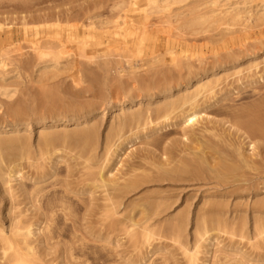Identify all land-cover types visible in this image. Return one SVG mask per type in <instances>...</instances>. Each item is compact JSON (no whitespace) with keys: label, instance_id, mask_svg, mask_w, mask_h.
Returning a JSON list of instances; mask_svg holds the SVG:
<instances>
[{"label":"rangeland","instance_id":"1","mask_svg":"<svg viewBox=\"0 0 264 264\" xmlns=\"http://www.w3.org/2000/svg\"><path fill=\"white\" fill-rule=\"evenodd\" d=\"M240 1L243 0H189L181 6H175L170 15L161 12L158 6V9L156 8V0H0V39L2 41L9 39L5 41V45L4 41L0 40L2 42H0L2 44L0 45V139L17 138L12 142L13 144L8 143L4 146L9 148L0 149L1 158L4 156L0 162L10 159L12 161L8 160L10 164L7 161L10 166L13 165L11 163L21 161L17 164L21 167V172L13 178L9 177V167L8 169L7 166L3 167L7 165L6 161L1 162L2 166L0 165V224L2 223L4 228H0L3 230L0 234L4 232L2 236L0 235V264H17L22 260L24 261L22 263L27 262L25 264H238V262L264 264V213L253 211L259 204L255 201L264 199V142L257 141L258 149H253L252 146L247 145L248 141L245 142L244 137L235 134V129L232 128L230 133L233 134H229L227 131L229 124L226 123L232 118L231 114L235 113L234 111L237 113L239 110H244L242 108L246 109L248 106L262 103L264 110V0H249L247 8L242 7L244 4H239ZM124 3L127 5L125 6ZM67 11L71 14H74L72 12L74 11L75 16L69 15ZM88 11H95L96 15L95 12L92 13L95 17L88 16L91 15V13L87 15ZM125 13L132 17L131 22L130 17ZM50 15H53L52 18ZM125 18H127L126 22H123ZM64 19L71 20V24L69 21L66 24L67 21ZM78 19L80 21H77ZM118 20L119 26L116 25ZM89 21L92 23H88ZM100 22L103 25L108 24L103 26ZM128 24L132 25V30H138L139 34L142 30L144 33L148 32V35L144 34L146 38L141 44V50L139 45L137 46L139 49L133 48L132 43L139 42L137 38L139 34L137 31L134 34H132L134 31L132 33L130 31L128 34L126 31ZM146 24L147 26L144 27ZM55 26L65 28L78 26L93 32V37L84 35L85 41L80 42L76 39L77 43L74 38L65 37L64 33L60 34L61 28L56 30ZM115 26L118 28L116 29ZM142 27L144 28L141 30ZM57 32L60 35H57ZM95 40H102V43H96ZM34 41L36 43L33 44ZM66 41L71 43L70 47ZM57 42H60L59 47ZM62 44L66 46L64 51ZM84 46L86 51L80 50ZM61 48L60 52L64 57H61L62 54L59 52ZM44 49L46 53L48 49L51 50L49 54H45ZM66 50L69 55L68 52L65 54ZM217 51L222 54H236L239 60L234 62L235 64L228 65L230 68L226 66L215 71L210 62L217 58ZM58 52L60 56L56 55ZM80 52L81 54H78ZM52 53L55 55L52 56ZM41 54L45 55L44 58ZM93 54L98 56L94 57ZM86 55L92 57L91 61ZM172 56H176L174 58L176 64ZM58 59H61V62ZM205 68L209 70L205 71ZM83 76L84 78H81ZM209 80L211 82L215 80V85L219 84L214 88V92H207L198 97L205 105V110L202 112L204 120L200 122L201 124H197L199 126H196L195 130H199V127L208 128L205 132L204 129L202 131L206 133L205 142L210 143L212 140L213 143L210 145L218 146V149L215 147L213 150L214 152L216 150L215 154H221V159L227 152H234L231 154L240 156H236L240 161L244 158L242 162L246 161L247 165L242 170L247 174L241 179L245 182H235L231 178L226 180V184L221 185L219 183L221 180L210 167L199 171L201 176L197 178L191 172L180 173L182 176L174 172H171L173 175L168 171L164 173L159 167L160 159L162 160L163 157L161 155L166 147L171 148L174 155L177 152L181 154L178 148L183 149L181 145H184L182 143L184 137L180 124L173 128L170 126V129L164 127L155 131L152 128L156 127V124L147 126L152 121L151 117L154 119L156 116L154 110L172 98L179 100L186 93H194L199 84ZM77 82L82 85L75 86ZM178 83H182V87L173 88L170 97L167 98H163V94L159 93L157 88V86L163 88L165 84L168 86ZM82 86L85 87L81 88ZM89 86H92L93 90ZM153 87L156 88L150 90ZM42 88L47 91H43ZM149 90L153 91V96H150ZM228 90L230 93L225 94L224 92ZM258 98L259 102H257ZM19 107L26 109L19 114L23 117V120H18L21 124L14 126V120L18 119L15 110ZM73 107L83 108L87 113L85 115L73 113ZM150 109H154L152 112L155 114L151 113L152 116L149 117ZM137 111L141 115L146 114L145 120H149L144 129L140 128L141 121L143 123L141 125H144V118L140 121L131 120L129 123L128 120L124 121L131 114H137ZM210 120L212 122H209ZM136 123L146 136L141 135V132L137 135L140 130H136L138 129ZM132 124L135 128L131 126ZM130 126L132 128H129ZM121 128L124 129L120 130ZM209 128L215 129L214 133L212 131L209 133ZM90 130L95 133V143L94 141L93 143L96 146L93 143L85 144L88 148L95 147L91 149L92 152L88 148L83 149L86 145L82 143L86 141L81 136L85 131ZM115 130L117 133L114 132ZM46 132L47 135L58 138L53 140L56 145L52 142L51 148L39 140L40 134H44H41L42 140ZM197 132L201 133L200 135L196 133L197 137L203 134ZM219 132L225 133V141L228 137L229 140L224 142L223 133H220L222 135L219 137ZM62 133L66 135L73 133L75 137L72 134V138H68ZM129 135L132 138H129ZM194 135L193 133L191 136L192 142L196 144ZM77 136L80 139L78 143L75 142ZM66 137L68 141L76 138L73 140L76 144L69 141L71 143L69 145ZM201 137L199 138L202 142L204 139L201 140ZM63 138L65 140H62ZM217 138H221V141ZM60 139L67 144L66 142L61 144ZM24 140L29 143H24ZM185 140L187 139L184 138V143L188 141ZM231 140L235 146L232 145ZM19 142L24 143L22 149L30 153L27 154L28 156L24 152L19 155L22 153ZM175 142L179 145L174 149ZM37 144H42L45 150L43 153ZM187 144H192L191 140ZM54 145L62 148L58 149V146L53 147ZM10 146L15 147L10 150ZM16 146L20 147L19 152ZM47 147L51 150L48 148V151ZM26 149L28 151L30 149L31 152ZM224 150L227 151L224 153ZM181 151L184 152L185 149ZM186 151L188 154L182 155L190 156V150L186 149ZM7 152L12 154L6 155ZM239 152L244 155H240ZM14 155L19 158H15ZM246 156L250 163L245 160ZM219 158L216 160H221ZM253 159L255 162H252ZM155 164L161 170L156 168ZM173 164L164 168H171ZM4 168L8 172H4L2 170ZM100 172L104 173L106 186L105 183L101 184L103 181ZM258 174L260 176H255ZM132 178L142 182L133 191L126 186ZM242 183L244 186L238 188V184ZM223 191H227L228 194L221 196ZM109 194L110 196L115 194V197H110ZM119 194L120 197L117 198ZM213 203L220 204L221 209L211 212ZM202 217L207 221L205 228L208 231L205 230V233ZM177 220L180 222L177 223ZM217 220L225 225H221L220 222L218 225ZM10 222H15L19 230L16 228L12 231ZM208 223H211V227L213 225L212 230ZM214 225L222 229L218 230ZM261 226L263 232L259 230ZM177 227L179 231L176 230ZM202 228L203 232H201ZM28 229L31 231L28 232ZM188 252L196 253L191 257L192 263H189L192 254Z\"/></svg>","mask_w":264,"mask_h":264},{"label":"bare ground","instance_id":"2","mask_svg":"<svg viewBox=\"0 0 264 264\" xmlns=\"http://www.w3.org/2000/svg\"><path fill=\"white\" fill-rule=\"evenodd\" d=\"M187 1H189V0H156V3L155 4H157L156 5V8H157V6H158V8H159V10L161 11V12H164L165 14L166 13H168V14H170V15H172L171 14V12L174 10V7L176 6L177 7V5L179 6H181V5H183L184 3H187ZM123 2H126V1H123ZM155 2V1H154ZM240 3H242V4H244V6H242V7H244V8H247L248 6H247V4L248 3H250L249 2V0H243V1H240L239 2V4ZM121 4V3H120ZM127 5V3H124V5ZM115 5V4H114ZM125 5V6H126ZM81 6V5H80ZM79 6V7H80ZM91 6V5H90ZM136 6V5H135ZM134 6V7H135ZM86 7H89V6H86ZM94 7V9H96L95 8V6H93ZM114 7V6H113ZM121 7V6H120ZM75 8V7H74ZM78 8V7H77ZM83 8H84V6H83ZM92 8V7H91ZM122 8H123V6H122ZM126 8V7H125ZM157 8V9H158ZM48 9V8H47ZM64 9V8H63ZM72 9V8H71ZM85 9V8H84ZM113 9V8H112ZM121 9V8H120ZM135 9V8H134ZM46 10V9H45ZM66 10H68V9H66ZM70 10V9H69ZM74 10V9H73ZM79 10V9H78ZM81 10H82V8H81ZM92 10V9H91ZM98 10V9H97ZM146 10V9H145ZM159 10H156V11H159ZM51 11V10H50ZM58 11V10H57ZM75 11V10H74ZM74 11H72L74 14H75V12ZM85 11V10H84ZM96 11V10H95ZM95 11H92V12H90V11H88L89 13H87V15L88 14H90L91 13V15H88V16H93L92 15V13H94ZM113 11V10H112ZM59 12H60V10H59ZM59 12L57 13V14H59ZM68 12V11H67ZM66 12V14L68 15V13ZM87 12V11H86ZM97 12V11H96ZM96 12H95V14L94 15H96ZM99 13H100V11H98ZM115 12V11H114ZM146 12H148L147 10H146ZM52 12H50V14H51ZM60 13H62V11L60 12ZM77 13V12H76ZM83 12H81V14H82ZM85 13V12H84ZM112 13V12H111ZM124 13V12H123ZM144 13V12H143ZM163 13V14H164ZM64 14V13H63ZM71 14V12L69 13V15ZM74 14H71V15H74ZM81 14L79 15V16H81ZM86 14V13H85ZM115 14V13H114ZM117 14V13H116ZM149 14V13H148ZM54 15V14H53ZM53 15H50L51 16V18H52V16ZM67 15H65V17L67 16ZM83 15V14H82ZM99 15V14H98ZM122 14H120V16H121ZM125 15H127L126 13H125ZM169 15V16H170ZM58 16V15H57ZM75 16V15H74ZM129 15H127V17H128ZM168 16V17H169ZM63 17H64V15H63ZM67 17H70V16H67ZM78 17V16H77ZM86 17V16H85ZM93 17H95V16H93ZM99 17V16H98ZM130 17V16H129ZM150 16H148V18H149ZM36 18V17H35ZM35 18H34V20H35ZM38 18V17H37ZM40 18V17H39ZM38 18V19H39ZM43 18V17H42ZM42 18H41V20H42ZM46 18V17H45ZM44 18V19H45ZM49 18V17H48ZM50 18V19H51ZM61 18V17H60ZM59 18V19H60ZM72 18V16L70 17V19ZM89 18V17H88ZM97 18V17H96ZM109 18V17H108ZM37 19V20H38ZM47 19V18H46ZM57 19H58V17H57ZM72 19H74V18H72ZM76 19V18H75ZM80 19V18H79ZM77 20V21H80V20ZM91 19H92V17H91ZM90 19V20H91ZM100 19H102V18H100ZM104 19V18H103ZM127 18H125L124 20H123V22H126L125 20H126ZM130 22L132 21V17H130ZM53 20H54V18H53ZM56 20V19H55ZM62 20V19H61ZM64 20H66L67 22H66V24H68V21H69V24H71V20H68V19H64ZM63 20V21H64ZM82 20V19H81ZM85 20H86V18L84 19V22H85ZM93 20V19H92ZM106 22L108 21L107 19H104ZM109 20H111V19H109ZM120 20V19H119ZM116 21V25H117V22H120V21ZM122 20H121V23H122ZM129 20V19H128ZM36 21V20H35ZM40 21V20H39ZM43 21V20H42ZM47 21H50V20H47ZM62 21V22H63ZM83 21V20H82ZM88 21V20H87ZM94 21V20H93ZM98 21H100V20H98ZM97 21V22H98ZM102 22H103V20H101ZM149 21V20H148ZM147 21V22H148ZM51 22H53V21H51ZM60 22V21H59ZM73 22V21H72ZM84 22H83V24H84ZM92 23V21H89L88 23ZM95 22V21H94ZM93 22V23H94ZM144 22V21H143ZM80 23V22H79ZM82 23V22H81ZM80 23V24H81ZM87 23V22H86ZM108 23H109V21H108ZM107 23V24H108ZM112 23V22H111ZM73 24V23H72ZM99 24V23H98ZM97 24V27L99 26ZM100 24L101 25H103L101 22H100ZM105 24V23H104ZM107 24H105V25H103V26H107ZM114 24V23H113ZM132 24H133V22H132ZM136 24V26H137V23H135ZM140 24V23H139ZM145 24V23H144ZM61 25V24H60ZM87 25H89V24H87ZM93 25V24H92ZM101 25H100V28H101ZM124 25H126V24H124ZM124 25H121V27L122 26H124ZM129 26H131L130 28H129V26H127V29H126V31H128V34H129V32L131 31V33H132V31H134V30H132L133 29V27H132V25H130V24H128ZM94 26V25H93ZM96 26V25H95ZM94 26V27H95ZM117 26H119V24L117 25ZM133 26H134V24H133ZM135 26V27H136ZM143 26V25H142ZM147 26V24L144 26V27H146ZM1 27V26H0ZM125 27V26H124ZM123 27V28H124ZM138 27V26H137ZM144 27H142V28H140L141 30L144 28ZM61 28V30L62 31H64V32H62L61 31V33L60 34H62V33H64V36L65 37H68V38H74L75 39V42L77 41L76 39H78L80 42L82 41V42H84L85 40V36H91V37H93V35H92V33L93 32H91V31H88V30H83V29H81V28H78V26H72V27H67V28H65V27H60V26H55V29L56 30H58V29H60ZM105 28V27H104ZM115 28H116V26H115ZM118 28V27H117ZM116 28V29H117ZM132 28V29H131ZM106 29H108V28H106ZM105 29V30H106ZM104 30V31H105ZM109 30V29H108ZM108 30H107V32H108ZM125 31V32H126ZM137 31V33L139 34V32H138V30H136ZM136 31H134L132 34H134ZM140 31V30H139ZM143 31V30H142ZM142 31H140L141 33H142ZM147 31V30H146ZM106 32V31H105ZM130 33V34H131ZM140 33V34H141ZM146 34L148 33V32H145ZM144 33V31H143V35L145 34ZM12 34V33H11ZM58 32H57V35H60ZM137 34V35H138ZM139 34V35H140ZM85 35V36H84ZM138 35V37L137 38H139V42L137 43H132V46H133V48L135 47V49H137L138 47V45H139V47L141 46V44H143L145 41H144V39L146 38L145 37V35L143 36L142 35V37H141V35L139 36ZM148 35V34H147ZM146 35V36H147ZM7 36V35H6ZM9 36H10V34H9ZM8 36V37H9ZM105 36V35H104ZM126 37V36H125ZM141 37V38H140ZM6 38V37H5ZM4 38V39H5ZM24 38H26L25 36H24ZM29 38V37H28ZM53 38V37H52ZM79 38H82V39H79ZM48 39V38H47ZM47 39H44V40H46V41H48ZM50 39V38H49ZM136 39H135V41H136ZM1 41H2V39H0ZM9 40V39H8ZM7 40V38L5 39V40H3L2 42H3V44L5 43V41L7 42L8 41ZM30 40V39H29ZM43 40V39H42ZM51 40H53V39H51ZM100 40V39H99ZM99 40H95V42L96 43H99V44H101L102 43V40L101 41H99ZM0 41V42H1ZM31 41V40H30ZM41 41V40H40ZM39 41V42H40ZM45 41V42H46ZM55 41V40H54ZM58 41V40H57ZM61 41H62V43H64V41L61 39ZM60 41V42H61ZM1 42V43H2ZM12 42V41H11ZM59 42V43H60ZM67 42V41H66ZM69 42H71V40H69ZM92 42V41H91ZM127 42V41H126ZM133 42H134V40H133ZM33 44L34 43H36L35 41L34 42H32ZM52 43V42H51ZM58 43V42H57ZM59 43L57 44L58 45V47H59ZM68 43V42H67ZM77 43H78V41H77ZM86 43H87V41H86ZM86 43H84V45H87ZM90 43V42H89ZM95 43V44H96ZM129 43V42H128ZM6 44V43H5ZM4 44V45H5ZM42 44H44V41H43V43ZM50 44V43H49ZM55 45H56V42L54 43ZM69 44H71V43H68L67 45H69ZM91 44H93V43H91ZM98 44V45H99ZM104 44V43H103ZM134 44V45H133ZM1 46H2V44H0ZM40 45V44H39ZM46 45V44H45ZM64 45H65V43H64ZM63 44H62V46H64ZM77 45V44H76ZM89 45V44H88ZM94 45V44H93ZM92 45V46H93ZM97 45V44H96ZM97 45V46H98ZM0 46V47H1ZM47 46H50V45H47ZM61 46V47H62ZM90 46V45H89ZM95 46V45H94ZM129 46V45H128ZM224 46V45H223ZM35 47H36V45H35ZM35 47H33L34 49H36ZM38 47V46H37ZM52 47V46H51ZM69 47H70V45H69ZM69 47H67V50H68V48ZM78 47V46H77ZM80 47V46H79ZM87 47V46H86ZM130 47V46H129ZM128 47V48H129ZM137 47V48H136ZM221 47H222V45H221ZM47 48H49V47H47ZM53 48V47H52ZM62 48H63V50H62ZM61 49H59V52H60V50H62V51H64V49L66 48V46H64V47H62ZM85 48V46L82 48V49H80V50H83ZM88 48V47H87ZM106 48H107V46H106ZM127 48V49H128ZM132 48V47H131ZM130 48V49H131ZM54 49V48H53ZM79 49V48H78ZM126 49V48H125ZM139 49V48H138ZM142 49V46L140 47V49L139 50H141ZM51 50V49H50ZM50 50L48 49V53H46L47 51L44 49V51H45V54H49V52H50ZM56 50L58 51V49H57V47H56ZM55 50V51H56ZM66 50V53L65 54H67V51ZM70 50H72V49H70ZM69 50V51H70ZM79 50V51H80ZM85 50V49H84ZM83 50V51H84ZM94 50V49H93ZM129 50V49H128ZM35 51V50H34ZM43 51V50H42ZM86 51V50H85ZM182 52H184L183 50H181ZM219 51V50H218ZM218 51H217V58L213 61V62H210V64L212 65V67H213V69H215V71H216V69H218V68H223V67H226V66H228V65H231V64H233L234 62H236V61H238L239 60V57L238 56H235V55H230V54H232V53H230V54H225V53H218ZM53 52H54V50H53ZM59 52H58V54H56V55H59L60 56V54H59ZM106 52V51H105ZM185 52H186V50H185ZM233 52H237V51H233ZM36 53V52H35ZM39 53H41V52H39ZM61 54H62V52H60ZM83 53V52H82ZM238 53V52H237ZM42 54H44L43 52H42ZM41 54V55H42ZM70 54H72V53H70ZM78 54H81V52L80 53H78ZM96 54V53H95ZM40 55V56H41ZM53 55H55L54 53H52V56ZM64 54H62L61 55V57L63 56ZM68 55H69V52H68ZM84 55V54H83ZM94 55V54H93ZM92 55V56H93ZM159 55V54H158ZM157 55V56H158ZM43 56V58H44V56L45 55H42ZM46 56H49V55H46ZM50 56H51V54H50ZM58 56V57H59ZM87 56V55H86ZM88 56H89V54H88ZM87 56V57H88ZM98 56V55H97ZM96 55H94V57H97ZM60 57V58H61ZM64 57V56H63ZM66 57V56H65ZM93 57V58H94ZM155 57H156V55H155ZM176 56H172L171 58H172V60H174V58H175ZM185 57V56H184ZM91 56H90V58L88 57V59L91 61ZM179 57H177V59H178ZM51 60H53L52 58H50ZM57 59V58H56ZM155 60H156V58H154ZM182 59V61H183V57L181 58ZM214 59V58H213ZM55 60V59H54ZM53 60V61H54ZM61 60V59H60ZM59 59H58V61L59 62H61ZM93 60V59H92ZM171 60V59H170ZM172 60H171V62H172ZM174 61H176V59L174 60ZM174 61H173V64H174ZM180 61V60H179ZM181 62V61H180ZM63 63V62H62ZM177 63V61L175 62V64ZM56 64H57V62H56ZM60 64V63H59ZM174 64V65H175ZM178 64L180 65V63L178 62ZM177 64V65H178ZM235 64V63H234ZM55 65V64H54ZM58 65V64H57ZM179 65H178V67H179ZM47 66V65H46ZM176 66V65H175ZM54 67V66H53ZM56 67V66H55ZM229 67V66H228ZM58 68V67H57ZM179 68H181V67H179ZM230 68V67H229ZM81 69V68H80ZM207 70H209V68H205V71H207ZM169 72V71H168ZM182 72V71H181ZM180 72V73H181ZM214 72V71H213ZM81 73V72H80ZM83 73H85V72H83ZM171 73V72H170ZM173 73V72H172ZM179 73V74H180ZM161 74V73H160ZM178 74V75H179ZM193 74V73H192ZM216 74H218V73H216ZM165 75H166V73H165ZM186 75V74H185ZM214 75V74H213ZM169 77V76H168ZM81 78H84V76L83 77H81ZM162 78V77H161ZM166 78V77H165ZM164 78V79H165ZM218 78V77H217ZM176 79V78H175ZM93 80V79H92ZM156 80H158L157 78H156ZM162 80V79H161ZM213 82H211V80H209V82H206V83H204V84H199L198 86V88H197V90L194 92V93H186V94H184L183 95V97L181 98V99H179V100H173V98H172V100H169V101H167V102H164V104H161L159 107H157L156 108V110H154L155 109V107H154V111L156 112V114L155 113H153L154 111L152 110V109H150V110H148V113H149V117L150 116H152L153 114H155L156 116L154 117V119H153V117H151V118H149V117H147V119L149 118V119H151L152 121H150L151 123H148V121L147 120H145L146 119V117H145V115L143 114V112H142V114L144 115V117H143V115H141L138 111V113L137 114H131V116L130 117H128V119H125L124 121H126V120H128V122L127 123H129L131 120L133 121V120H136V121H140L141 119H143L144 118V125H141V124H143L142 123V121H141V123H140V126H142V127H140V128H145L146 126V124H147V126H149V124H152V123H154V124H156V127L154 126V128H152L154 131L156 130V129H161V128H163L164 129V127L165 128H167V127H169V129H170V126H172V128H173V126H175V125H177V126H179L178 124H180L182 127V129H183V132H182V134H183V137L184 138H186L187 140H185V141H187V142H190V140H191V143L192 144H187V142H183L184 141V138H182L183 139V141H182V143L184 144V145H181L182 143H180V145L183 147V149L181 148H178V150L181 152V154L179 153L178 154V152L176 153V155H174L173 153H174V151L172 152V150H171V148H169V147H166L165 148V150H164V153H163V155H161V157H162V160L160 159V163H159V167H161L163 170H164V173L166 172L167 173V171H168V173L169 174H172L171 172H174L175 174H177V175H179L180 173H184V172H191L192 174H193V176L195 177V178H197V177H199V176H201L200 174H199V171H201V170H203V169H206L205 167H207V168H212V170L213 171H215L216 172V174H217V176L219 177V180H221V181H219V183H221V185H224V184H226V180L227 179H230L231 180V178L235 181V182H239V183H241V182H245L243 179H241L242 177H244L247 173H246V171L245 170H242L243 168H244V166L245 165H247V162L246 161H243L242 162V160L244 159H242V157L240 158V159H242L241 161L240 160H238L237 159V157L236 156H238V155H236V156H234L233 154H231V153H234V152H231V153H228L227 152V154L225 153L226 151L224 150V155H226L224 158H222L221 159V157H220V155L219 154H215V152H216V150H215V152H214V148L215 147H217V149H218V146H213V145H210V143H213V142H211L210 141V143L208 142V143H206L205 141H206V138L204 139V134H206V133H203L202 131H203V129H204V132L208 129L207 127L206 128H198L199 130H197V131H200V132H202L203 134V138L201 137V136H199V137H201V140H203L202 142L200 141V138L199 137H197L196 136V133L198 134L199 132H197L196 130H195V127L196 126H199V125H197L198 123H200L202 120H204V117H203V115H202V112H203V110H205L204 109V106L205 105H203V103L202 102H200L201 100L198 98L201 94H203V95H205V93H207V92H214V88L216 87V86H218V84L219 83H217L216 85H215V83L216 82H218V80L216 79V82H214L215 80H212ZM220 81V80H219ZM81 82V81H80ZM80 82H77V84H75V86L77 85V86H81V85H79L78 83H80ZM83 82H85V81H83ZM83 82H81V83H83ZM170 82V81H169ZM158 83H159V81H158ZM183 83V82H182ZM182 83H178V85L177 84H169L168 86H167V84H163L164 86H163V88H161V87H159V86H157V88L159 89V93H162L163 94V98H167L170 94H171V92H172V90H173V88H175V87H182ZM73 84H74V82H73ZM92 84V83H91ZM232 84V83H231ZM149 84L147 83V86H148ZM154 85H155V83H154ZM156 85H157V83H156ZM227 85V84H226ZM225 85V86H226ZM93 86V85H92ZM91 86V87H92ZM146 86V85H145ZM46 87H48V86H46ZM83 87H85V86H82L81 88H83ZM90 87V86H89ZM88 87V88H89ZM90 87V88H91ZM227 87H228V85H227ZM226 87V88H227ZM43 88H45V86L43 87ZM42 88V89H43ZM55 88V87H54ZM57 88V87H56ZM59 88V87H58ZM67 88H68V86H67ZM80 88V89H81ZM148 88V87H147ZM156 87H153V88H150V90H154ZM9 89V88H8ZM47 89V88H46ZM49 89V88H48ZM70 89V88H69ZM72 89V88H71ZM74 89V88H73ZM77 89V88H76ZM75 89V90H76ZM92 90H93V88H91ZM222 89H224V88H222ZM233 89V88H232ZM11 90V89H10ZM67 90V89H66ZM78 90V89H77ZM81 90H83V89H81ZM150 90H149V92H150ZM227 90V89H226ZM43 91H47V90H45V89H43ZM59 91V90H58ZM79 91V90H78ZM222 91H224V90H222ZM232 91V90H231ZM8 92V91H7ZM88 92V91H87ZM221 92V91H220ZM230 93V91L228 90V91H226V92H224L225 94L226 93ZM6 93V92H5ZM50 93V92H49ZM57 93V92H56ZM60 93V92H59ZM77 93V92H76ZM151 94H150V96H153V91L152 92H150ZM11 94V93H10ZM13 94V93H12ZM11 94V95H12ZM44 94H47V93H44ZM80 94H82V92H80ZM85 94H87L86 93V91H85ZM99 94V93H98ZM101 94V93H100ZM10 95V96H11ZM58 95V94H57ZM60 95L61 94H59V97H60ZM72 95H73V93H72ZM92 95V94H91ZM139 95H140V93H139ZM7 96H8V94H7ZM41 96V95H40ZM46 96V95H45ZM48 96H49V94H48ZM82 96V95H81ZM85 96V95H84ZM83 96V97H84ZM225 96V95H224ZM62 97V96H61ZM78 97V96H77ZM80 97V96H79ZM170 97V96H169ZM261 97V96H260ZM53 98H54V96H53ZM73 98H76V97H73ZM179 98V97H178ZM226 98V97H225ZM262 98V97H261ZM264 98V97H263ZM41 99H43V98H41ZM61 99V98H60ZM63 99V98H62ZM61 99V100H62ZM78 98H76V100H77ZM40 100V99H39ZM80 100V99H79ZM82 100V99H81ZM221 99H219V101H220ZM227 100V99H226ZM226 100H224V101H226ZM262 100V99H261ZM60 101V100H59ZM67 102H68V100H66ZM83 101V100H82ZM97 101V100H96ZM98 101H100V100H98ZM217 101V100H216ZM222 101H223V99H222ZM221 101V102H222ZM55 102H56V100L53 102V104H55ZM63 102V101H62ZM74 102H75V100H74ZM93 102V101H92ZM257 102H259V98H258V101ZM32 103V102H31ZM84 103H86V102H84ZM90 103H91V101H90ZM38 104V103H37ZM36 104V105H37ZM42 104V103H41ZM60 104V103H59ZM252 104V103H251ZM78 105V104H77ZM76 105V106H77ZM262 103H260V104H254V105H251V106H248V108H242V109H244V110H239V112H237L236 113V111H234L235 113H233V114H231V117L232 118H230V120L228 119L227 121H226V123H228L229 124V126H228V128H227V131L229 132V134H233V133H230V130L233 128V129H235V134H239L238 136H241V137H244V139L246 140L245 142H247V145L249 144L250 146H252V148L253 149H256L257 148V146H256V142L257 141H263L264 142V110H262ZM59 106H61V104L59 105ZM79 106V105H78ZM91 106V105H90ZM222 106H224V105H222ZM48 107V106H47ZM72 107V106H71ZM224 107H226V106H224ZM32 108V107H31ZM38 108H40V107H38ZM67 108H68V106H67ZM152 108V107H151ZM24 109H26V108H24ZM24 109H21V107H19V108H17V110H15L16 111V116L18 117V119H16V120H14V123H13V125L15 126V125H17V124H21V123H19L18 122V120H23V117H21V116H19V114L20 113H22V112H25V110ZM59 109V108H58ZM221 109V108H220ZM219 109V110H220ZM225 109V108H224ZM230 109H232V108H230ZM234 110H236V109H234ZM38 111H39V109H38ZM73 113H81V115H85L87 112H86V110H85V112H84V110H83V108H75V107H73ZM153 111V112H152ZM231 111V110H230ZM241 111V112H240ZM10 112V111H9ZM97 112V111H96ZM146 112V111H145ZM233 112V111H232ZM31 113V112H30ZM37 113V112H36ZM39 113V112H38ZM42 113V112H41ZM57 113V112H56ZM83 113V114H82ZM147 113V112H146ZM151 113H152V115H151ZM228 113V112H227ZM231 113V112H230ZM69 115V114H68ZM129 115V114H128ZM230 115V114H229ZM49 116V115H48ZM93 116V115H92ZM50 117V116H49ZM48 117V118H49ZM47 118V119H48ZM86 118V117H85ZM11 119V118H10ZM50 119V118H49ZM88 119V118H87ZM122 119V118H121ZM130 119V120H129ZM51 120H53V119H51ZM64 120V119H63ZM84 120V119H83ZM89 120V119H88ZM87 120V121H88ZM48 121V120H47ZM75 121H77V120H75ZM80 121V120H79ZM86 121V120H85ZM122 121V120H121ZM78 122V121H77ZM89 122H90V120H89ZM209 122H212V120H210ZM42 123V122H41ZM124 123H126V122H124ZM131 123H133V122H131ZM138 123V122H137ZM136 123V128L138 127V129H136V130H140L139 129V123L137 124ZM159 123V124H158ZM202 123V122H201ZM200 123V124H201ZM224 123V122H223ZM24 124V123H23ZM83 124H84V122H83ZM123 124V123H122ZM153 124V125H154ZM50 125V124H49ZM98 125V124H97ZM129 125V124H128ZM134 125H135V123H134ZM134 125L132 124L131 126H133L134 127ZM138 125V126H137ZM93 126V125H92ZM96 126V125H95ZM99 126V125H98ZM97 126V127H98ZM129 127V128H132V127ZM186 126H187V128H186ZM188 126H189V128L191 127L192 129H189L188 128ZM50 127V126H49ZM94 127V126H93ZM123 127L125 128V126L123 125ZM153 127V126H152ZM203 127H205V126H203ZM123 128V129H124ZM135 128V127H134ZM171 128V129H172ZM119 129V128H118ZM117 129V130H118ZM122 128L120 129V130H123ZM143 129L142 130H140L139 132H138V134L137 135H140V132L141 131H143ZM196 129H197V127H196ZM210 129V128H209ZM55 130V129H54ZM53 130V131H54ZM76 130V129H75ZM82 130H84V129H82ZM86 130V129H85ZM95 130H96V128H95ZM117 130H115L114 132L115 133H117ZM146 130H148V129H146ZM190 130V131H189ZM214 131H215V129H213ZM213 130H208V132L209 133H211L210 131H212L213 133H214V131ZM52 131V132H53ZM62 131V130H61ZM78 131V130H77ZM113 131V130H112ZM111 131V132H112ZM133 131V130H132ZM131 131V132H132ZM135 131V130H134ZM196 131V132H195ZM226 131V130H225ZM51 132V133H52ZM60 132V131H59ZM82 132V131H81ZM122 132V131H121ZM137 132V131H136ZM136 132H135V134H136ZM195 134L193 137H195L194 138V140L196 141V144H195V142H192V134ZM45 133V132H44ZM54 133H55V131H54ZM53 133V134H54ZM69 133H70V131H69ZM68 133V134H69ZM113 133V132H112ZM134 133V132H133ZM132 133V134H133ZM142 134L141 135H143V132H141ZM144 133H146L145 131H144ZM152 133H154V132H152ZM220 133H223V132H219V134H218V136L219 135H222V134H220ZM42 135H44L43 133H41ZM41 134H40V138H39V140H40V142L42 141V142H44L45 144H46V146H49L50 148H51V143L52 142H55V141H53V140H55V139H58V138H56V137H54L53 135H47V132H46V134H45V137H44V139H42L41 140V138H43L42 136H41ZM56 134V133H55ZM54 134V135H55ZM59 134V133H58ZM63 135H66V133H62ZM73 134V133H72ZM72 134H69V135H66V136H68V138L70 137V138H72L71 136H72ZM109 134V133H108ZM121 134V133H120ZM119 134V135H120ZM147 134V133H146ZM150 134V133H149ZM189 134H191V136L189 135ZM201 134V133H200ZM200 134H198V135H200ZM76 135V134H75ZM79 135V134H78ZM136 135V138L138 137ZM148 135V134H147ZM212 135H214V134H212ZM224 135H225V133H223V141L224 142H226L227 140H229L228 138H226L227 140L225 141V137H224ZM2 136V135H1ZM7 136V135H6ZM16 136V135H15ZM22 136V135H21ZM59 136V135H58ZM60 136H61V134H60ZM73 136H74V134H73ZM82 137H84V139H85V141L86 142H84V140H83V142H84V144L82 143V141H81V143H82V145H86L85 143H87V145L88 144H92L93 143V141H94V136H95V133H94V131H85L82 135H81ZM109 136V135H108ZM113 136H114V133H113ZM143 136H146V135H143ZM207 136V135H206ZM210 136V135H209ZM218 136H216V137H218ZM9 137V136H8ZM17 137H20V136H17ZM24 137V136H23ZM64 137V136H63ZM75 137V136H74ZM80 137V136H79ZM133 137H134V135H133ZM212 137V136H211ZM214 137V136H213ZM220 137V136H219ZM10 138V137H9ZM4 139V140H1L0 139V149H3V147L6 145V144H11L14 140H17V138L16 139H13V137H11V139ZM65 138V137H64ZM62 139V140H65V139ZM111 138H112V136H111ZM126 138H128V137H126ZM129 138H132L130 135H129ZM208 138V140H209V137H207ZM240 138V137H239ZM24 139H26V138H24ZM74 139H76V138H74ZM73 139V140H74ZM109 139H110V137H109ZM108 139V140H109ZM214 139V138H213ZM217 139H219V138H217ZM221 139V138H220ZM218 140V141H221V140ZM243 139V138H242ZM22 140H23V138H22ZM21 139H20V141H22ZM44 140V141H43ZM66 140H67V137H66ZM73 140H69V141H71L72 143H74L73 142ZM79 140L80 139H78V136H77V140H75V142L77 141V143L79 142ZM125 140H128V139H125ZM124 140V141H125ZM132 139H130V141H131ZM235 140V139H234ZM240 140V139H239ZM60 141H61V139H60ZM68 141V140H67ZM68 141V142H69ZM181 140H179V142H180ZM200 141V142H199ZM214 141V140H213ZM217 141V140H216ZM222 141V142H223ZM233 140H231V143H232V145L233 146H235L234 144H233V142H232ZM23 142V141H22ZM39 142V141H38ZM62 142V141H61ZM64 142H66V141H64ZM64 142H62L61 144H63ZM126 142H128V141H126ZM242 142H243V140H242ZM15 143V142H14ZM20 143V142H19ZM24 143H26V144H28L27 143V141H25L24 140ZM24 143H20V145H21V149H22V144H24ZM58 143H59V141H58ZM70 143V142H69ZM94 143H95V141H94ZM94 143H93V145H94ZM176 143V142H175ZM217 143V142H216ZM221 143V142H220ZM228 143V142H227ZM230 143V142H229ZM241 143V142H240ZM13 144V143H12ZM17 144V143H16ZM43 144V143H42ZM41 144V145H42ZM65 144H67V142L65 143ZM74 144H76V143H74ZM74 144H72V145H74ZM174 144V143H173ZM223 144V143H222ZM19 145V144H18ZM38 145V144H37ZM41 145H38L37 147H41V149H42V153H43V151H45V150H43L44 148H42V146ZM52 145H53V143H52ZM55 145H56V142H55ZM53 146V147H57V146ZM69 145H71V143L69 144ZM81 145V144H80ZM84 146L83 147V149L84 148H88V146ZM166 145V144H165ZM170 145H172V144H170ZM177 145H179V143L177 144H175L174 145V149H175V146H176V148H177ZM224 145H226V144H224ZM228 145H230V144H228ZM241 145H243V144H241ZM7 146V145H6ZM45 146V145H44ZM45 146V147H46ZM59 146H60V144H59ZM57 147L58 149L60 148V147ZM63 146V145H62ZM65 146V145H64ZM63 146V147H64ZM74 146H76V145H74ZM94 146H96V145H94ZM94 146H92V148H90V146H89V148L88 149H90V151L92 152V150L91 149H94L95 147ZM180 146V147H181ZM239 146H240V144H239ZM15 147V146H14ZM13 147V148H14ZM17 147V150H18V152H19V150H21L20 149V147H18V146H16ZM25 147V146H24ZM28 148H29V146H27ZM27 147H25V148H27ZM40 147H39V149H40ZM49 147H47V150H48V148ZM52 147V149H54ZM71 147H73V146H71ZM70 147V148H71ZM79 146L77 145V147L76 148H78ZM94 147V148H93ZM170 147H172V146H170ZM220 147H222V146H220ZM231 147V146H230ZM7 148H9V146L8 147H4V149H7ZM12 148V146H10V150L11 149H13ZM19 148V149H18ZM49 148V149H50ZM56 148V149H57ZM62 148V147H61ZM60 148V149H61ZM67 148V147H66ZM65 148V149H66ZM69 148V147H68ZM228 148V147H227ZM235 148H237V147H235ZM234 148V149H235ZM246 148H248V147H246ZM260 148V147H259ZM38 149V148H37ZM81 149H82V147H81ZM173 149V148H172ZM185 149V151H186V149H189L190 150V156H192V158H189L190 156H188V155H185V156H188V157H184L182 154L183 153H187L188 154V152L186 151H184V152H182L181 150H184ZM222 149H224V148H222ZM229 149V148H228ZM232 149V148H231ZM242 149H244V148H242ZM258 149V148H257ZM15 150V149H14ZM27 151H28V149H26ZM51 150V149H50ZM177 150V149H176ZM175 150V151H176ZM177 150V151H178ZM213 150V151H212ZM239 150V149H238ZM4 151V150H3ZM2 151V152H3ZM8 151V150H7ZM22 151V153L21 154H19L20 156L23 154V152L24 153H26L25 151H23V149L21 150ZM29 151H30V149H29ZM28 151V152H29ZM49 151V150H48ZM233 151V150H232ZM0 152H1V150H0ZM6 152V151H5ZM4 152V153H5ZM16 152V151H15ZM31 152V151H30ZM40 152H41V150H40ZM89 152V151H88ZM4 153H2V155H4ZM10 154H12L11 152H9ZM8 152H7V154L6 155H8L9 154ZM236 153V152H235ZM239 153H241V152H239ZM1 154V153H0ZM14 154H16V153H14ZM28 153H26L25 155L26 156H28L27 155ZM237 154H238V152H237ZM17 155H18V153H17ZM93 155V154H92ZM219 155V157H217ZM240 155H244V153L242 154H240ZM13 156V155H12ZM4 157V156H3ZM2 157V158H3ZM5 157H7V156H5ZM10 158H12L11 156H9ZM9 157H7V158H9ZM14 157L15 158H17L15 155H14ZM23 157H25L24 155H23ZM92 157V156H91ZM238 157H240V156H238ZM243 157H245V156H243ZM247 157V156H246ZM1 158V156H0V159H2ZM19 158V157H18ZM17 158V159H18ZM20 158H22V157H20ZM93 158V157H92ZM92 158H90V159H92ZM163 158H165V159H163ZM187 158H189V159H187ZM216 158H219V159H221V160H219L218 161V159L216 160ZM5 159V158H4ZM23 159V158H22ZM8 160H10V159H8ZM7 159H5V160H3V161H1V162H4V161H6V163H7V161H8ZM14 160V159H13ZM245 160H248L249 161V159H248V157L245 159ZM11 161V160H10ZM10 161H8V163L10 162ZM17 161H19V160H17ZM218 161V162H217ZM254 161V159L252 160V162ZM0 162V163H1ZM12 162V161H11ZM20 163H21V161H19ZM19 162H14V163H11V164H13V165H10V166H8V163H7V165H3V167L4 166H7V168L6 169H8V167H9V172L8 171H5V168L4 169H2V170H4V172H8V174H9V177L10 178H13V177H16V175L18 174V173H20L21 172V167H18L17 166V164L19 163ZM255 162V161H254ZM257 162V161H256ZM16 163V164H15ZM19 163V164H20ZM155 163V162H154ZM175 165H174V164ZM243 163V164H242ZM249 163H250V161H249ZM10 164V163H9ZM172 164H173V167H171V168H164V167H170V166H172ZM1 166H2V163L0 164ZM256 165V164H255ZM21 166V165H20ZM154 166H156V164L154 165ZM175 166V167H174ZM3 167H1V168H3ZM158 167V165L156 166V168H158V169H160ZM104 169V168H103ZM166 169V170H165ZM221 169V170H220ZM161 170V169H160ZM210 170V169H209ZM211 170V171H212ZM103 171V170H102ZM159 171V170H158ZM161 172V171H160ZM101 173V172H100ZM189 174V173H188ZM191 174V175H192ZM260 174V173H259ZM255 175V176H260L261 174H262V172H261V174L260 175ZM99 175H101V180L103 181V183L101 182V184H103L104 185V183L106 182V178L104 177V173L102 172L101 174H99ZM149 175V174H148ZM148 175H146V176H148ZM160 175V174H159ZM166 175V174H165ZM173 175V174H172ZM186 175V174H185ZM213 175H215V174H213ZM145 176V175H144ZM143 176V177H144ZM167 176V175H166ZM180 176H182L181 174H180ZM137 177V176H136ZM139 177H140V175H139ZM154 177V176H153ZM160 177V176H159ZM169 177H171V176H169ZM175 177H176V175H175ZM178 177V176H177ZM263 177V176H262ZM150 178V177H149ZM157 178V177H156ZM141 179H142V177H141ZM144 179V178H143ZM145 179H147V178H145ZM170 179V178H169ZM178 179V178H177ZM184 179V178H183ZM245 179V178H244ZM100 180V181H101ZM147 180H149V179H147ZM154 180V179H153ZM156 180V179H155ZM158 180V179H157ZM159 180H160V178H159ZM166 180V179H165ZM142 181H146V180H142ZM168 181V180H167ZM229 181V180H228ZM246 181H248V179H246ZM157 183H159L158 181H156ZM165 182V181H164ZM111 183V182H110ZM109 182H107V184H110ZM141 180H134L133 178H132V180L126 185V186H128V189L129 190H132L133 191V189H136L137 187H139L140 185H141ZM155 183V182H154ZM112 184V183H111ZM126 184V183H125ZM124 184V185H125ZM243 184V183H242ZM242 184H238V188H242L243 186H244V184L242 185ZM102 185V186H103ZM101 186V185H100ZM104 186H106V183H105V185ZM117 186V185H116ZM237 186V185H236ZM236 186H234V188L236 187ZM123 187V186H122ZM141 188V187H140ZM237 188V189H238ZM114 189H115V187H114ZM125 191V190H124ZM123 191V192H124ZM238 191H240L239 189H238ZM115 193V192H114ZM119 193V192H118ZM117 193V194H118ZM121 193V192H120ZM116 194V193H115ZM114 194V195H115ZM131 194V193H130ZM224 194H228V192L226 191V192H221V196H223ZM114 195H112L111 194V196H110V194H109V196L110 197H112V196H114ZM108 196V197H109ZM115 197V196H114ZM118 197H120V194H119V196L117 195V198ZM264 197V196H263ZM122 198V197H121ZM109 199V198H108ZM115 199V198H114ZM113 200V199H112ZM111 200V201H112ZM210 202V201H209ZM256 203H259L258 205H256V207L253 209V211L254 212H261V213H264V199H259V200H257V201H255ZM112 203H113V201H112ZM207 203V202H206ZM165 204V203H164ZM115 205V204H114ZM113 205V206H114ZM164 206V205H163ZM209 206V205H208ZM206 207V206H205ZM221 209V205L220 204H218L217 203V205L216 204H212V207H211V212H216V211H219ZM207 215V214H206ZM134 219H135V216L133 217ZM132 217H131V220L133 219ZM197 218H199V217H197ZM203 218V217H202ZM217 218H219V216L217 217ZM221 218V217H220ZM181 219V218H180ZM210 219V218H209ZM136 220H137V218H136ZM220 220V219H219ZM219 220H217V224L219 225L221 222L219 221ZM1 221V220H0ZM138 221H139V219H138ZM183 221H184V219H183ZM197 221H198V219H197ZM196 221V222H197ZM226 221V220H225ZM180 222V221H179ZM178 222V220H177V223H179ZM201 222H203V227H204V233L206 232V231H208L207 230V228H205L206 227V223H207V221H206V219H205V217L203 218V221H201ZM211 222V221H210ZM213 222V221H212ZM211 222V223H212ZM220 222V223H219ZM11 223V225H10V229L13 231V229H18L19 227H18V225L16 226L15 224H17V221H16V223L14 224V223H12V222H10ZM19 223V222H18ZM177 223H174V224H177ZM199 223H200V221H199ZM211 223H208L209 225L211 224ZM223 223V222H222ZM221 223V225H223ZM133 224V223H132ZM134 224L135 225H137L136 223H135V221H134ZM133 224V225H134ZM139 224V223H138ZM207 224V225H208ZM229 224V223H228ZM218 225L216 226V225H214V226H216L215 228H218V230H219V228L220 229H222L220 226L218 227ZM225 225V224H224ZM223 225V226H224ZM176 226H178V225H176ZM186 226V225H185ZM198 226L200 227L201 225L200 224H198ZM9 227V226H8ZM21 227V226H20ZM183 227H184V225H183ZM202 227V226H201ZM210 227V230H212V227H213V225H212V227H211V225L209 226ZM0 228H3V225H2V223L0 224ZM174 228V227H173ZM179 227H177L176 228V230L178 229ZM223 228H226V227H223ZM231 228H233V227H231ZM261 229H259V230H261L262 232H263V228H262V226L260 227ZM4 229V228H3ZM183 230H184V228H182ZM181 229V230H182ZM197 229H198V227H197V224H196V231H197ZM209 229V228H208ZM19 230V229H18ZM206 230V231H205ZM214 230V229H213ZM216 230V229H215ZM1 231H3V230H0V232ZM31 231V230H30ZM29 231V229H28V232H30ZM178 231H179V229H178ZM198 232H200V231H198ZM197 232V233H198ZM201 232H203V228H202V231ZM261 232V233H262ZM2 235L4 234V232L3 233H1ZM0 234V235H1ZM1 235V236H2ZM5 237V236H4ZM7 237V236H6ZM5 237V238H6ZM214 237V236H213ZM3 238V237H2ZM6 240V239H5ZM7 242V241H6ZM10 246V245H9ZM20 249H21V247H20ZM187 250V249H186ZM16 251V250H15ZM188 251V250H187ZM194 252H196V249H195V251ZM194 252H188V253H191V254H189V255H191L190 256V260H191V257H193L194 255H193V253ZM27 254H28V252H26ZM194 254H196V253H194ZM24 255V254H23ZM29 255V254H28ZM16 256H17V254H16ZM29 256H31V255H29ZM197 256V255H196ZM195 256V257H196ZM16 258V257H15ZM14 259V258H13ZM20 259H21V257H20ZM194 259H197V258H194ZM193 259V260H194ZM23 261V260H22ZM22 261L21 262H19V263H17V264H25V263H27V262H25V263H22ZM13 262H14V260H13ZM24 262V261H23ZM29 262V261H28ZM195 262H196V260H195ZM15 263V262H14ZM189 263H192V260L189 262ZM196 264V263H195ZM238 264H240L239 262H238ZM250 264H251V262H250Z\"/></svg>","mask_w":264,"mask_h":264}]
</instances>
